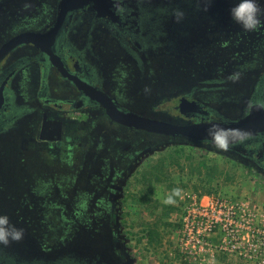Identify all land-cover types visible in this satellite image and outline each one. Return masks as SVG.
I'll return each instance as SVG.
<instances>
[{
    "label": "flooded vegetation",
    "instance_id": "af4514ba",
    "mask_svg": "<svg viewBox=\"0 0 264 264\" xmlns=\"http://www.w3.org/2000/svg\"><path fill=\"white\" fill-rule=\"evenodd\" d=\"M11 1L0 0V6ZM208 1L91 0L61 14L63 0H39L36 21L0 38L1 49L20 34L56 29L41 46L20 43L0 60V139L21 130V157H40L43 166L56 169L51 238L40 245L24 235L0 245V264H138L125 227L128 190L161 144L208 148L264 176V132L225 151L123 125L88 95L90 87L119 110L177 125L233 121L254 104L264 107V75L235 117L203 99L205 85L177 95L173 119L152 115L155 105L139 107L152 92L155 60L180 58L182 38L223 18L226 0H211L215 8ZM41 2H48L44 10ZM177 11L184 14L179 23ZM183 99L194 104L180 113Z\"/></svg>",
    "mask_w": 264,
    "mask_h": 264
},
{
    "label": "rangeland",
    "instance_id": "374dc122",
    "mask_svg": "<svg viewBox=\"0 0 264 264\" xmlns=\"http://www.w3.org/2000/svg\"><path fill=\"white\" fill-rule=\"evenodd\" d=\"M38 1L0 6V38L36 21ZM235 2L224 1L226 13L214 27L181 39L180 58L155 60L152 92L140 98L142 110L152 104V115L173 119L179 114L173 109L177 95L205 85L202 97L219 113L239 114L264 75V28L244 32L233 23L227 14ZM20 131L0 139V214L41 245L52 234L56 169L43 166L40 157H21ZM174 187L183 190L182 198L162 204L155 189ZM128 195L125 227L138 264H264V176L237 158L184 143L161 144L132 179Z\"/></svg>",
    "mask_w": 264,
    "mask_h": 264
},
{
    "label": "water",
    "instance_id": "95a60500",
    "mask_svg": "<svg viewBox=\"0 0 264 264\" xmlns=\"http://www.w3.org/2000/svg\"><path fill=\"white\" fill-rule=\"evenodd\" d=\"M88 1L91 0H63L61 4V14L75 7V3H86ZM55 31L56 29L54 28L53 30L45 34L27 32L16 36L0 49V60L9 50L20 43L41 46L44 39H52ZM48 53L53 60L52 53L50 51H48ZM80 87L85 92H87L85 86ZM88 88L90 89L88 95L97 99L104 105L111 119L128 127L143 129L153 133L171 135L174 137H182L193 142L205 141L209 142L211 145L213 144L205 139L207 130L210 125L222 126L229 130L240 129L247 133V137H251L258 133L264 132V107L260 104L252 105L246 116L233 121H213L200 122L193 125H177L164 121H158L155 119L145 118L129 111L119 110L115 107L111 100L105 97H101V95L94 92V89H91L90 87ZM91 90L94 92L93 94H91ZM192 104L194 103L189 102L187 99H183L179 105L180 113H185L186 107L188 105H190L191 107ZM234 144L235 143H233L232 145Z\"/></svg>",
    "mask_w": 264,
    "mask_h": 264
},
{
    "label": "clouds",
    "instance_id": "9594fccd",
    "mask_svg": "<svg viewBox=\"0 0 264 264\" xmlns=\"http://www.w3.org/2000/svg\"><path fill=\"white\" fill-rule=\"evenodd\" d=\"M211 2V0H210ZM207 8H205V11ZM183 12L175 13V21L179 23L183 18ZM229 16L233 23L240 26L244 32H255L264 28V7H261V0H236L229 8ZM231 79L238 78L234 74ZM247 138V133L240 129L229 130L222 126L210 125L205 139L210 141L217 149L228 150L236 142H243ZM183 190L180 187H174L168 191H162L161 188L155 189V194L161 199L164 205H175L177 198H182ZM24 229L18 228L12 224L6 214H0V245L7 246L14 241L23 239Z\"/></svg>",
    "mask_w": 264,
    "mask_h": 264
},
{
    "label": "trees",
    "instance_id": "16d2710c",
    "mask_svg": "<svg viewBox=\"0 0 264 264\" xmlns=\"http://www.w3.org/2000/svg\"><path fill=\"white\" fill-rule=\"evenodd\" d=\"M150 191H151V186L149 185V190H148V193H147L148 196H150Z\"/></svg>",
    "mask_w": 264,
    "mask_h": 264
}]
</instances>
